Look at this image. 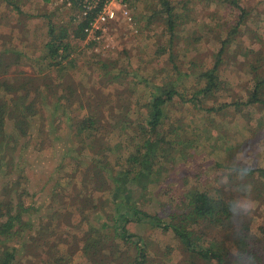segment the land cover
<instances>
[{
	"label": "rangeland",
	"instance_id": "obj_1",
	"mask_svg": "<svg viewBox=\"0 0 264 264\" xmlns=\"http://www.w3.org/2000/svg\"><path fill=\"white\" fill-rule=\"evenodd\" d=\"M169 1L181 14L174 32L167 28L160 0H131L137 31L111 25V46L101 48L75 34L76 9L54 0H0V54L18 61L0 78L17 76L25 84L26 75H42L38 82L47 92L42 103L25 105L38 112L22 129L18 115L28 110H17L12 92H0L12 105L0 147V264L134 261L132 244L116 238L87 250V236L107 233L116 208L124 212L118 204L122 195H130L137 210L170 222L186 211L175 205L177 194L190 189L207 190L233 206L230 225L188 226L201 235L198 247L218 244L220 252L235 253L241 231L247 234V249L254 251L250 264H264V173L257 171H264V107L245 102L254 85L249 63L258 60L257 73L264 74V0ZM60 27L67 29L71 44L62 59L63 65L72 61L63 69L70 83L66 89L59 86L65 83L59 70L40 57L50 31ZM229 35L218 66L220 84L202 93L206 81L200 73L213 67ZM161 85L177 89L163 108L160 128L170 158L157 164L155 180L145 188L139 180L118 184L117 175L130 168L123 160L135 151L133 137L141 138L138 123L147 102ZM60 94L68 101L58 102ZM31 99L32 93L26 102ZM81 122L90 126L76 135ZM124 124L130 126L127 131L120 128ZM95 168L100 171L92 176ZM127 229L135 234L132 239L146 242V260L140 264L214 263L188 250L170 228L133 222ZM222 255V264H233Z\"/></svg>",
	"mask_w": 264,
	"mask_h": 264
},
{
	"label": "trees",
	"instance_id": "obj_2",
	"mask_svg": "<svg viewBox=\"0 0 264 264\" xmlns=\"http://www.w3.org/2000/svg\"><path fill=\"white\" fill-rule=\"evenodd\" d=\"M231 3L234 5L235 1L232 0ZM160 6V12H164L166 16L167 28L170 33H172L179 24L181 14L176 10V6L171 4L169 0H160ZM237 9L240 10V7L238 6ZM239 25L240 19L236 21V26L231 29V33L236 32L237 26L239 27ZM82 29L83 24H80L77 26V28H75V34L79 36L80 39L85 37ZM50 34L51 35L47 42L42 45V48H44L46 51L45 53L41 54L40 57L48 64L54 65L56 70H59V74H61L63 79H65V83H59V86H61L62 89L70 88V83H68L65 78V74L67 73H65L63 69L70 68L72 66V61H67L65 65L62 63V59L68 57L71 47L70 42L67 40L68 31L65 27H60L58 31L56 29H52ZM231 40L232 39L229 35V37L223 41L220 50L216 53L213 67L200 73V78L206 81V85L199 89V91L202 93L215 90L219 86L220 81L218 79V66L221 62V55L225 50L224 47ZM6 54L8 53L2 52L0 54V75L7 73L9 67L12 64H15L17 61L15 57L8 59L5 56ZM16 63H18V61ZM258 63V60L256 62L249 63L250 72L253 74L252 78L254 80V85L252 90L248 93L245 102L253 105H261L264 107V74L257 73ZM24 79H27L25 84L23 83V80L17 78V76L12 78L10 81H6L5 78H0V92L2 88L5 89L4 91L12 92L11 101L14 99L18 100L16 103L17 110L23 106L26 108L25 105L27 104L34 106L40 102L42 103L43 98H45V95H47V92L44 91V89L41 87V84L38 82V79H44V76L38 75L35 77L33 75H26ZM35 80H37V82H34ZM155 90L156 93H151V97L147 102V111L146 114H144L141 118L142 122L140 124L138 123V128L142 133L141 138L139 137L138 139H135L137 136L133 137V142L136 141L137 143L136 145L134 144L135 151H128V156L123 160L130 165V168L128 167L124 169L119 175H117V177H120V181L117 182L118 184L126 180H139L141 187L143 186L142 188H145L147 183H151L153 180H155L157 170L159 169H156L157 164L161 163L163 159L169 157V153H167L166 148H162V145L167 141V135L162 132L160 128L162 129V123L164 119L163 108L173 99L175 95H177V89L175 86L173 88L170 86L165 87V85H161L155 87ZM31 93L32 99L27 103L26 99ZM61 97L67 100L66 96L60 94V96H58V102ZM8 104L12 106L7 101L6 95L0 96V147L1 144H3L4 139L3 130L5 126V115L10 112V110H8L10 107ZM13 104L15 105V101H13ZM33 106L32 108H26L28 110V112L26 111L27 113L20 109L21 111L18 115L19 119L17 122L19 128L22 129L21 125L25 123V120L28 116L38 112V109L33 108ZM87 120L92 122L90 119ZM89 126L90 125L83 126V122L79 123L76 135H81V133L86 130V127ZM120 128L127 131L130 126L124 124L121 125ZM91 132L92 131H90V133ZM99 171L100 168H95L92 176H94V173ZM257 171L261 174L264 173V171L260 169ZM248 172L253 174L254 171L249 170ZM131 173L134 174L131 175ZM117 187L119 186L115 183V189H117ZM177 195H179V201L178 204L175 205L178 207L184 205L186 211H184L183 208L182 211L176 215V219H172L170 222L162 221V219L156 215H150L143 211L137 210L132 204L133 202L130 201V195L120 196L118 204L124 208V212L121 210V208H116L117 214L116 216H111L114 222L111 226H109L110 228L107 230V233L95 238L87 236L89 243L87 244L86 249L94 250L103 244L114 242L116 238H119L128 244H132L136 250V260H130L126 264H140L145 262L146 242L137 236L136 239H132L135 234L128 233L127 228L128 224L133 222H146L148 226L150 225L151 227L161 226L164 229L170 228L179 237L188 250L197 253L203 258L214 260L213 264H222L224 262L225 258H223L222 254H225L226 257H228V259L233 262V264L238 262V260H240V264L244 262L250 264L253 262L249 261V258L252 256L254 251L252 249H247L248 243L246 233L241 231L237 232L234 239L237 250L235 253H230L231 250L228 248H222L223 252H220V247L218 244L217 247H215V244L211 248H204L203 246L198 247L197 239L200 238L201 235L197 234V236H195L192 229H188V226L191 227L200 222H208L212 226L230 225V222H232L233 218V206L230 202L221 199L216 195H212L204 189H190L184 196H182L181 193Z\"/></svg>",
	"mask_w": 264,
	"mask_h": 264
},
{
	"label": "built area",
	"instance_id": "obj_3",
	"mask_svg": "<svg viewBox=\"0 0 264 264\" xmlns=\"http://www.w3.org/2000/svg\"><path fill=\"white\" fill-rule=\"evenodd\" d=\"M54 2L69 9H76L79 24H83L85 40L96 43L101 48L111 46V37L108 35L111 25L126 24L133 32L137 31L131 0H54Z\"/></svg>",
	"mask_w": 264,
	"mask_h": 264
}]
</instances>
